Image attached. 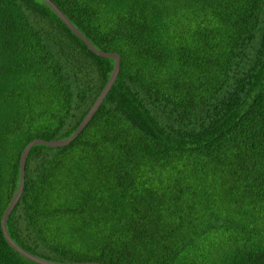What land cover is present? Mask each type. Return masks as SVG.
Here are the masks:
<instances>
[{"label": "trees", "instance_id": "trees-1", "mask_svg": "<svg viewBox=\"0 0 264 264\" xmlns=\"http://www.w3.org/2000/svg\"><path fill=\"white\" fill-rule=\"evenodd\" d=\"M118 73L28 150L5 226L54 262L264 264V0H51ZM44 0H0V220L33 139L109 78ZM0 264H38L5 240Z\"/></svg>", "mask_w": 264, "mask_h": 264}, {"label": "water", "instance_id": "water-1", "mask_svg": "<svg viewBox=\"0 0 264 264\" xmlns=\"http://www.w3.org/2000/svg\"><path fill=\"white\" fill-rule=\"evenodd\" d=\"M50 7L51 9L57 14V16L65 23V25L76 35L78 36L84 44L95 54L104 56V57H112L114 59V64L112 71L109 75L108 80L104 84L103 88L101 89L100 93L98 96L95 98L93 104L83 117V119L80 121L78 124L76 130L67 138L63 139H58V140H43V139H33L30 142H28L24 148L22 149L19 157V182L17 185V189L13 196L11 197L8 205L3 211V214L1 216L0 220V227H1V232L5 238V240L9 243V245L16 250L19 254L22 256L32 260L35 263L38 264H101L99 262H54V261H49V260H44L42 258H39L37 256L32 255L31 253L25 251L22 249L19 245H17L9 236V234L6 231V226H5V221L10 213L11 209L13 208L14 204L17 202L19 199L22 188H23V182H24V165H25V159L26 155L28 153V150L32 145H35L37 143H41L44 145H49V146H63L68 144L71 140H73L74 137L78 135V133L83 129V127L87 124V122L90 120L100 103L102 102L104 96L106 95L107 91L111 87L119 69V61L120 57L117 53L115 52H106V51H101L93 47L88 40L83 36V34L70 22V20L62 13V11L51 1V0H44Z\"/></svg>", "mask_w": 264, "mask_h": 264}]
</instances>
